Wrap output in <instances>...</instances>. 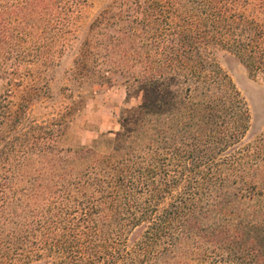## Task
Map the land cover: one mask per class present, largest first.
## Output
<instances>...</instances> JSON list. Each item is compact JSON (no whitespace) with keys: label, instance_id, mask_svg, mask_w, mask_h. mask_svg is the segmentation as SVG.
I'll return each mask as SVG.
<instances>
[{"label":"trees","instance_id":"obj_1","mask_svg":"<svg viewBox=\"0 0 264 264\" xmlns=\"http://www.w3.org/2000/svg\"><path fill=\"white\" fill-rule=\"evenodd\" d=\"M88 2L0 0V264H264V131L216 57L264 72V0H107L78 41ZM68 51L139 98L89 145L29 115Z\"/></svg>","mask_w":264,"mask_h":264},{"label":"rangeland","instance_id":"obj_2","mask_svg":"<svg viewBox=\"0 0 264 264\" xmlns=\"http://www.w3.org/2000/svg\"><path fill=\"white\" fill-rule=\"evenodd\" d=\"M106 3L107 0H89L83 8L78 41L87 34L90 24ZM216 57L249 106L252 133L264 131V72L251 74L237 58L226 52L218 51ZM73 58L74 52L70 51L62 56L50 74V99L29 112L31 117L43 119L67 111L68 130L61 141L64 147L89 145L100 134L118 131L122 112L139 103L137 97L127 99L119 74L109 73L107 79L100 81L73 80ZM2 92L3 84L0 81V95Z\"/></svg>","mask_w":264,"mask_h":264}]
</instances>
